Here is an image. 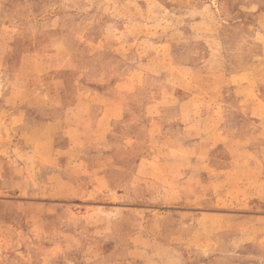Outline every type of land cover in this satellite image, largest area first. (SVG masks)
I'll use <instances>...</instances> for the list:
<instances>
[{
    "label": "rangeland",
    "instance_id": "obj_1",
    "mask_svg": "<svg viewBox=\"0 0 264 264\" xmlns=\"http://www.w3.org/2000/svg\"><path fill=\"white\" fill-rule=\"evenodd\" d=\"M0 264H264V0H0Z\"/></svg>",
    "mask_w": 264,
    "mask_h": 264
}]
</instances>
